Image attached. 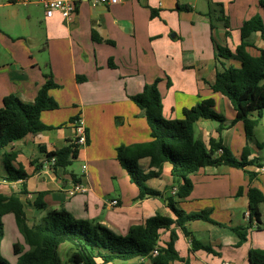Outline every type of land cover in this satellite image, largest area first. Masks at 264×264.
I'll return each mask as SVG.
<instances>
[{
    "label": "crops",
    "instance_id": "1",
    "mask_svg": "<svg viewBox=\"0 0 264 264\" xmlns=\"http://www.w3.org/2000/svg\"><path fill=\"white\" fill-rule=\"evenodd\" d=\"M261 1L264 0H208L209 14L205 15L198 14L193 6L192 11L181 13L178 10L181 4L189 7L192 4L184 0H120L118 5L97 7L84 0L78 5L76 16L65 21L59 14L49 19L45 13L38 16L29 6L31 0H0V109L4 99L11 95L24 104H34L49 73L59 86L50 91L59 108L41 116L42 123L52 130L29 135L1 152L0 195L20 199L30 227L39 225L51 210L67 211L77 220L104 226L118 236H126L131 227L144 225L156 215L175 220L164 199L136 201L139 190L117 161L119 147L152 140L147 120L131 98L139 95L146 84L160 79L158 88L165 119L181 120L185 110L202 101L214 100V111L225 118V123L198 121L196 139L208 149L211 141L220 143L239 160L247 148L248 162L256 164L246 170L256 174V178L250 182L243 170L227 166L207 167L191 174L188 180L193 186L192 192L183 201L175 197L177 208L186 214L208 212L210 222L187 223L190 236L178 226L162 230L159 247L167 248L171 232L175 231L174 248L179 261L172 264H251L249 252L264 251V204L259 207L261 229L254 225L249 230L248 241L241 247L233 229L248 226L249 190L257 189L264 194V172H261L264 113L254 131V139L248 142L244 124L231 125L236 117L231 102L214 93L210 85L215 81L218 67L216 47L235 50L240 45V28L247 20L241 14L248 9H254L255 15L264 21ZM174 4L183 20L178 23L168 21L173 15L168 10ZM16 5L25 9L20 11ZM151 10L157 12L155 18L151 17ZM231 10L236 13V25ZM218 11L220 17L230 21L233 31L230 38L226 30L220 33V40L215 38L214 22L224 25ZM173 32L175 37L171 38ZM93 33L102 41L95 42ZM249 43L255 48H248V52L259 57L258 50L264 49L261 34L252 35ZM222 62L240 67L235 60L222 59ZM78 78L84 80L79 82ZM175 78L181 81L180 87ZM169 81L171 87L167 86ZM79 118L85 122L88 144L66 166L47 165L48 154L74 143V124ZM8 154L16 156L12 166L15 170H24L28 176L25 181L6 180L4 157ZM75 162L82 164L80 172L71 169ZM141 166L149 172L150 160H142ZM76 182H81L87 192L70 196ZM147 184L172 196L178 187L168 163L160 176ZM36 201H42L46 208H34ZM114 201L117 205H111ZM3 223L5 238L1 254L6 261L16 264L14 245H22L26 252L29 247L14 215H6ZM8 232L14 237L11 242L7 240ZM194 241L210 246L213 253L193 251ZM109 264H153V260L148 256Z\"/></svg>",
    "mask_w": 264,
    "mask_h": 264
},
{
    "label": "trees",
    "instance_id": "2",
    "mask_svg": "<svg viewBox=\"0 0 264 264\" xmlns=\"http://www.w3.org/2000/svg\"><path fill=\"white\" fill-rule=\"evenodd\" d=\"M261 5L264 6V1H261ZM178 10L192 11L189 6H179ZM156 16L157 12L151 10V17ZM219 20L224 23L226 36L231 37L232 29L229 19L221 16ZM256 33H260L264 40V21L260 16L243 23L240 28L241 43L234 53L227 48L216 47L218 67L215 81L210 85L214 93L223 95L231 102L236 113L231 125L242 122L248 142L254 139V131L259 126L264 113V49L258 50L259 57H253L248 52V48H255L249 43V39ZM92 38L97 43L102 41L95 33ZM222 59L238 61L240 67L227 66ZM109 66H113L112 61ZM46 79L45 85L40 89L32 105L24 104L14 95L4 99L3 107L0 109V155L13 142L32 134L52 130L51 127L42 123L41 116L44 112L59 108L50 96V91L58 89L59 86L53 81L52 73L46 75ZM83 80L78 78L79 82ZM160 82L161 80L157 79L151 84H146L139 95L131 98L147 120L152 140L148 143L119 147L117 161L128 173L131 183L139 190L136 201L148 198L164 199L174 214L175 220L156 215L148 219L144 225L131 227L126 236H118L104 226L77 220L67 211L51 210L47 212L39 225L30 227L26 219L25 205L20 199L0 195V264H9L1 256L2 242L5 238L3 218L6 215H14L24 243L29 247V251L26 252L22 245H14L13 254L17 259L16 264H64L59 251L60 247L66 243L70 244L73 249V254L69 258L71 264H109L116 260L130 261L150 256L159 245L162 230L178 226L185 231L186 236H190L186 230L187 223L210 222L208 212L186 214L177 208L176 198L183 201L192 192L193 186L188 180L191 174L207 167L227 166L243 170L248 174L250 182L256 178V174L246 170L248 166L256 164L248 162L247 148L239 160L220 143L211 141L208 149L202 141L196 139L195 125L198 121L210 120L225 123V118L214 111L215 101L212 99L202 101L196 107L185 110L184 118L181 120H167L163 115L162 95L158 88ZM168 87H171L170 81ZM79 152L80 148L76 145L75 139L74 143L60 151L48 154L47 161L55 159L54 168L64 167L70 159H77ZM15 159L14 154L4 157L8 175L6 180L11 183L19 180L25 181L28 178L24 170L13 168L12 163ZM145 159L150 160L151 170L149 172L141 166V161ZM167 163L172 166V176L178 182L177 193L174 196L153 190L147 184L150 179L160 176ZM39 197L43 198L41 194ZM249 198L248 226L233 229L240 239L238 247L248 241L249 230L254 225L257 229H261L259 207L264 204V194L257 189H251ZM34 208L45 209L46 205L42 201H36ZM176 239V232L172 231L170 243L167 248H161L159 256L152 258L153 264H172L179 261L174 248ZM198 250L213 253L210 246L194 241L193 251ZM249 261L251 264H264V251L251 250Z\"/></svg>",
    "mask_w": 264,
    "mask_h": 264
},
{
    "label": "built area",
    "instance_id": "3",
    "mask_svg": "<svg viewBox=\"0 0 264 264\" xmlns=\"http://www.w3.org/2000/svg\"><path fill=\"white\" fill-rule=\"evenodd\" d=\"M84 0H41V4L45 10L46 18H53L56 14H59L65 21H71L76 16V11L78 5ZM93 7L97 6H114L120 3V0H87ZM76 131V145L79 148H83L87 145L88 135L85 122L82 118H79L75 122ZM47 165H55V159L48 161ZM86 169V166H83ZM261 172H264V165L261 168ZM87 192L86 187L81 182H76L73 184L72 190L70 191V196H75L76 194H81ZM177 193V189L173 190V195ZM111 205H117L114 201ZM247 219H249V213L246 214ZM161 248L159 245L151 253L150 257L155 258L159 256Z\"/></svg>",
    "mask_w": 264,
    "mask_h": 264
},
{
    "label": "rangeland",
    "instance_id": "4",
    "mask_svg": "<svg viewBox=\"0 0 264 264\" xmlns=\"http://www.w3.org/2000/svg\"><path fill=\"white\" fill-rule=\"evenodd\" d=\"M31 1H32V4L29 5V6H31V8L34 9L35 13L38 16L43 14V13H45L43 5H40V0H31ZM184 2L185 3H190L191 2L192 4H189V5H191V8L193 6L194 10L197 11L198 14H202V13H204L205 15L209 14L208 0H184ZM184 2H182V3H184ZM183 5L184 4H181L180 7H184ZM16 6H17V8H19L20 11H22V9L24 8L22 5H16ZM253 10H249L248 9L247 11L243 12L241 14V18L247 19L246 21H248V20H251L252 18L258 16V15H255ZM168 11L172 12V14H173L172 17L169 18V20H168L169 22L174 21V22L178 23L179 21H183L180 18V14L176 12V5L175 4H174L173 8H171V10H168ZM181 13H185V11H182ZM217 15L220 17L219 11H218ZM184 16L182 18H184ZM231 18H232V21H233L234 25H236V23H237L236 13H234L233 10H231ZM214 26H215V29H216L215 30V38H216V40H220L222 38L220 33L225 30L224 25L222 23H215L214 22ZM232 33H233V31L231 32V35H232ZM170 37L174 38L175 37V32L171 33ZM178 39H180V38H178ZM226 48L229 49L232 53H234V51H235V50H233L231 48H228V47H226ZM180 50H181V48H180ZM176 77H179V76H176ZM175 83L177 84L178 87L181 86V81L179 80V78H175ZM71 169L75 170L77 172H80L82 170V164L79 163V162H75ZM8 233H9V237H8L7 240L11 242V241L14 240V237L10 234V232H8ZM59 253H60V256H61L64 264H71V263H69V258L73 254V249H72V246L70 244H68V243L63 244L60 247ZM1 256H2L3 259L6 260V258L2 254H1ZM8 262H9V264H12L10 261H8Z\"/></svg>",
    "mask_w": 264,
    "mask_h": 264
}]
</instances>
